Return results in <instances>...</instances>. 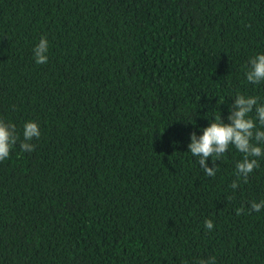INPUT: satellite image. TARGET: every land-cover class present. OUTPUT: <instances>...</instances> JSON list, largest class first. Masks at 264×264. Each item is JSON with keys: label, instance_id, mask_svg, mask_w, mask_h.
Returning a JSON list of instances; mask_svg holds the SVG:
<instances>
[{"label": "trees", "instance_id": "1", "mask_svg": "<svg viewBox=\"0 0 264 264\" xmlns=\"http://www.w3.org/2000/svg\"><path fill=\"white\" fill-rule=\"evenodd\" d=\"M258 54L264 0H0V119L19 136L0 161V264H264V156L245 183L234 145L214 177L188 148L237 95L264 105Z\"/></svg>", "mask_w": 264, "mask_h": 264}, {"label": "clouds", "instance_id": "2", "mask_svg": "<svg viewBox=\"0 0 264 264\" xmlns=\"http://www.w3.org/2000/svg\"><path fill=\"white\" fill-rule=\"evenodd\" d=\"M48 41L46 37L41 38L39 44L34 49V56L37 64L48 62ZM250 67L246 72L249 83L258 84L264 81V54H258L249 61ZM230 108V115L227 117L230 123L224 119L210 123V126L204 128L203 135L197 136L195 132L191 134V143L188 145L189 152L193 156L199 157V165L204 173L209 177L216 175V166L209 167L208 159L212 158L213 164L224 155L230 145L243 153L242 161L236 165L237 176L242 177L244 182L248 181L249 174L259 167V162L253 157L264 156V147L258 146L264 144V131H254L257 128L256 121L250 117L255 106L256 117L259 125L264 127V105L258 104L257 97H245L237 95ZM41 136L40 126L35 121L26 122L23 130V142L21 149L23 151H35L36 145L31 141ZM19 139L16 133V126L12 123H6L0 119V161L7 159L13 146ZM253 140L256 143H253ZM238 182L234 181L231 188L236 189ZM264 208V200L260 203L252 202L251 210L259 212ZM244 211L243 208L237 209V215ZM205 227L208 230L214 228L211 219L205 221ZM200 264H215V257L209 260H201Z\"/></svg>", "mask_w": 264, "mask_h": 264}]
</instances>
